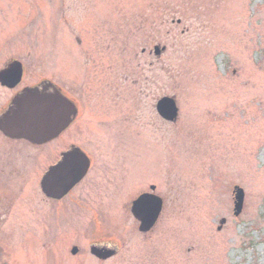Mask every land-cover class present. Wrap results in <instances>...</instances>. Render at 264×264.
I'll return each instance as SVG.
<instances>
[{
  "label": "rangeland",
  "instance_id": "374dc122",
  "mask_svg": "<svg viewBox=\"0 0 264 264\" xmlns=\"http://www.w3.org/2000/svg\"><path fill=\"white\" fill-rule=\"evenodd\" d=\"M14 61L0 116L42 81L82 89L91 167L57 203L40 192L48 159L8 187L0 132V264H264V0H0V71ZM145 193L164 203L147 234L131 213Z\"/></svg>",
  "mask_w": 264,
  "mask_h": 264
},
{
  "label": "water",
  "instance_id": "95a60500",
  "mask_svg": "<svg viewBox=\"0 0 264 264\" xmlns=\"http://www.w3.org/2000/svg\"><path fill=\"white\" fill-rule=\"evenodd\" d=\"M165 50V48L160 49L157 46L154 48V53L156 56H161ZM23 73L22 64L18 61L12 62L0 71L1 86L14 89L21 83ZM63 104L64 98L60 92L48 94L36 89L25 90L12 101L14 109L8 110L3 116H0V131L15 138L45 140L55 136L63 130L65 125L57 133H52V130L55 132L56 129L54 124L60 120L56 115L57 110L53 107H61ZM156 110L159 116L167 122L174 123L179 117V109L173 98L160 99L157 102ZM90 166L89 158L81 151L66 154L64 159L49 169L43 177L42 191L48 198L61 200L85 178ZM155 190L156 187L152 186L151 191ZM234 200V215L238 217L244 208L245 192L243 189L235 187ZM163 207V200L154 193L142 194L133 202L131 213L139 222L141 233L147 234L156 226ZM225 224L226 220H222L219 230ZM71 253L77 255L79 249L74 247ZM91 254L98 259L106 260L115 256L116 252L107 248L92 247Z\"/></svg>",
  "mask_w": 264,
  "mask_h": 264
},
{
  "label": "flooded vegetation",
  "instance_id": "af4514ba",
  "mask_svg": "<svg viewBox=\"0 0 264 264\" xmlns=\"http://www.w3.org/2000/svg\"><path fill=\"white\" fill-rule=\"evenodd\" d=\"M144 51L143 53H145ZM22 83V82H21ZM21 83L14 89L6 88L10 91H15ZM29 89H36L39 92H45L48 94H54L55 92H60L61 95L64 98V104L61 107H53L55 110H57L56 115L59 116L60 120L54 124L56 126L55 132L52 130V133H57L61 127L64 128L55 136L44 139H27V138H15L11 136H7L4 132H1V175L5 176L8 175L12 178V180L5 179V184L9 185L12 183H15L19 180H21L22 174H25V172L28 168V163L31 162L34 169L36 166V163L42 162L43 159L49 160L46 168V171L43 173V176L40 180V192L42 196L50 202H61L65 198H67L87 177L77 184L67 196L62 198L61 200H54L51 198H48L41 188V181L43 177L46 175V173L51 169L52 167L59 164L66 154H69L70 152L76 153L81 151L86 155L84 150L80 146V138L82 136V125L80 124V117H81V106L79 104L80 101V95L82 92V89H75L72 90L69 93H65L63 91H60L57 87L54 86L53 83L48 81H42L41 83L37 84L36 86H31L30 88H22L20 90H17L14 93V99L18 96H20L25 90ZM13 99V100H14ZM12 100V101H13ZM11 103L8 105L6 112L8 110L14 109V106ZM67 102V103H66ZM3 114V115H4ZM2 115V116H3ZM5 146L9 147V149L5 150ZM19 150V151H18ZM79 150V151H78ZM11 153V155H10ZM11 156L10 159H8V163H4V157ZM18 160V162H16ZM23 160V164L19 165V161ZM37 167V166H36ZM91 167V166H90ZM90 170V169H89ZM2 180V179H1ZM2 192V191H1ZM4 193V192H2ZM5 194V193H4ZM140 197V196H139ZM138 197V198H139ZM1 200H7L6 198H2ZM133 204V203H132Z\"/></svg>",
  "mask_w": 264,
  "mask_h": 264
}]
</instances>
